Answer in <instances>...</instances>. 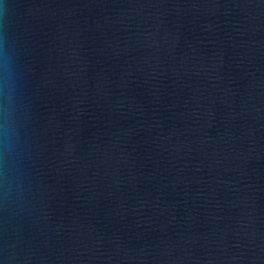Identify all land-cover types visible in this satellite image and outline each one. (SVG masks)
Listing matches in <instances>:
<instances>
[{"label":"water","instance_id":"obj_1","mask_svg":"<svg viewBox=\"0 0 264 264\" xmlns=\"http://www.w3.org/2000/svg\"><path fill=\"white\" fill-rule=\"evenodd\" d=\"M0 264H264V0H0Z\"/></svg>","mask_w":264,"mask_h":264}]
</instances>
